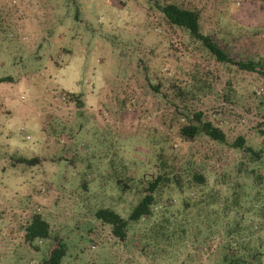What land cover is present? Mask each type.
Wrapping results in <instances>:
<instances>
[{
    "label": "rangeland",
    "instance_id": "374dc122",
    "mask_svg": "<svg viewBox=\"0 0 264 264\" xmlns=\"http://www.w3.org/2000/svg\"><path fill=\"white\" fill-rule=\"evenodd\" d=\"M166 2L198 9L203 31L235 61L264 58V0H0V264H43L52 236L24 238L35 214L66 243L62 264L230 261L218 238L196 247L191 234L162 235L136 222L121 240L95 217L102 206L122 205L114 183L102 179L110 164L139 163L149 128L160 126L166 108L151 88L159 82L162 92L193 85L187 107L212 119L229 142L242 135L260 149L264 169V76L188 41L164 21ZM66 92L83 105L64 99ZM239 159L232 148L217 149L211 169ZM259 201L242 213L254 239L248 264H264Z\"/></svg>",
    "mask_w": 264,
    "mask_h": 264
},
{
    "label": "trees",
    "instance_id": "16d2710c",
    "mask_svg": "<svg viewBox=\"0 0 264 264\" xmlns=\"http://www.w3.org/2000/svg\"><path fill=\"white\" fill-rule=\"evenodd\" d=\"M160 9L169 26L183 30L188 41H197L216 60L231 61L240 69L264 76V58L232 59L203 31L198 9L173 2L164 3ZM160 85L159 82L151 88L160 93L155 98L166 110L160 126L149 128L140 162L127 163L120 158L110 164L109 174L102 177L103 181L114 183L122 205L118 210L102 206L95 211V217L109 224L112 234L121 240L127 237L131 226L139 223L149 226V231L160 229L162 235L165 230L191 234L196 247L210 248L211 241L218 238L222 240L221 247L228 245L224 255L230 260L227 264H248L254 257L247 255L249 242L254 239L253 232L244 229L242 213L251 210L252 200L264 201V169L257 164L263 160V152L246 144L242 135L229 142L225 131L212 119L205 118L202 111L190 110L187 104L196 96L193 85H169L164 92ZM65 94L64 99H74L78 107L83 105L79 94ZM224 147L241 153V159L229 167L212 170L215 151ZM251 188L256 191L254 197L248 191ZM245 204L248 207L244 208ZM23 230L28 242L52 236L43 264H62L67 245L60 236L51 234L47 220L35 214ZM232 250L240 252L230 259Z\"/></svg>",
    "mask_w": 264,
    "mask_h": 264
}]
</instances>
